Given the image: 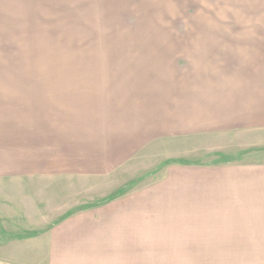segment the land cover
<instances>
[{
	"label": "rangeland",
	"instance_id": "1",
	"mask_svg": "<svg viewBox=\"0 0 264 264\" xmlns=\"http://www.w3.org/2000/svg\"><path fill=\"white\" fill-rule=\"evenodd\" d=\"M257 1L0 0V220L30 216L27 228L40 231L168 181L172 168H197L195 183L211 184L203 186L210 196L196 187L193 200L177 201L202 205L187 207L193 230L178 232L184 244L193 237V248H166L174 225L165 236L168 226L156 233L147 224L172 252L147 250L146 264H264V216L248 214L254 187L234 191L264 178L245 174L264 170V0ZM90 99L102 107L97 120L108 118L106 130L140 124L123 144L134 154L92 177L8 174L5 153L31 160L45 121L81 118ZM217 168L252 180H222Z\"/></svg>",
	"mask_w": 264,
	"mask_h": 264
},
{
	"label": "crops",
	"instance_id": "2",
	"mask_svg": "<svg viewBox=\"0 0 264 264\" xmlns=\"http://www.w3.org/2000/svg\"><path fill=\"white\" fill-rule=\"evenodd\" d=\"M254 1L255 6L258 5V1ZM104 86H106V82H104ZM85 89L90 92L96 90L93 87ZM90 101L88 108H82L84 113L81 118L73 116L72 120H64V124L60 120L54 119L52 126L48 125L46 122L49 120H46L47 131L43 132L45 140H42L38 147L33 145L37 149L34 148L32 157H29L31 160H27V157L25 158L22 154L18 155L12 151L13 149H11L13 153L11 151L9 154L5 153L4 165L5 169L9 170L8 174L14 176L39 174L42 175V180H47V182L63 179V177H65L64 179H75L79 176L92 177L97 174L110 173L114 169L112 164L115 163V160L134 154L135 150L129 153L128 147L124 148L123 144L136 137V131L140 124L137 126L136 122L132 121L134 124L121 129L120 134L111 132V129L106 130L103 128V123L109 121L108 118L103 119L102 117L106 115L107 109L98 111L102 119L97 120V110L101 106L93 104L92 99ZM95 101L97 102V98ZM150 101L148 99V102ZM107 105L105 102L104 107ZM92 110L94 114L88 118L85 112ZM132 112L134 111H131L129 118L136 116ZM118 114V121L124 120V115ZM153 114L156 113L153 112ZM123 152L125 153L123 154ZM37 157L41 160L37 161ZM209 169H200V171L208 172ZM170 171L171 176L168 181L157 182L138 194L121 197L87 211L68 213L60 220L53 221L54 224L48 228L40 231L27 228L26 224L32 222L29 219L30 216H25L23 219L19 218L22 216L16 215L15 217L8 213V218L3 216V219L0 220V264H146L147 261H152L146 258L147 250L157 251L158 255L160 253L171 254L172 250L164 252L159 241L154 239L155 235L153 237L147 232L149 230L147 224L155 225L150 231L153 230L156 233H160L161 228H164L162 226L174 225L173 228L177 233L169 235L171 228L168 226L170 229H168V233L164 234L165 236L168 234L169 237L165 238L164 246L174 249L183 244L187 249H192L193 237L190 236V242L187 243L185 240L184 244L182 241L184 239L180 238L181 233L178 232L184 228L193 230V227L187 224L189 222L187 207L202 205L192 202V204L184 203L183 207H180L177 205V201L182 199L180 197H188L189 200H193L195 191L193 188L196 187L200 188L201 193L206 190L203 199L207 198L208 195L210 196V190L208 187L204 189L203 186L211 184L203 182V179L202 182L195 183L197 178L193 175L198 174L197 168L181 167L172 168ZM225 173L227 176L230 174V172H226V169H218V175ZM245 174L258 176V174H264V170L256 168L253 172ZM225 175L221 178L222 180H252V178H242V176L236 178ZM257 178L252 181L254 184L247 181V184L235 183L234 189V191L240 190L242 185L247 188L254 187L250 194L252 198H255V202L249 203L252 208L248 212L249 216H254L253 220H256L255 216L256 218L261 217V219L264 216V201H261L264 194L260 195L258 192L259 189L264 188V178L261 179L259 176ZM187 180L189 181L187 182ZM48 185L51 184L46 186ZM179 186L183 187L179 188ZM166 187L168 189L163 190ZM162 191L165 192L164 195H161ZM205 207L209 206L205 205ZM261 207L263 209H260ZM2 212L5 214L6 210H2ZM174 214L179 215L173 216ZM162 221L165 223L164 225L160 224ZM18 222H22L23 232L19 230ZM1 223L8 224V227L2 226ZM157 235L159 236V234ZM188 252L193 253L192 251ZM153 260L156 263L159 262L157 257Z\"/></svg>",
	"mask_w": 264,
	"mask_h": 264
}]
</instances>
